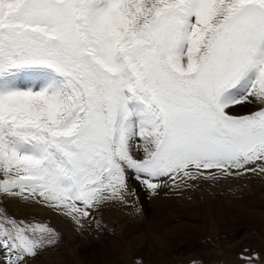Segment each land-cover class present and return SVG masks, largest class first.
<instances>
[{
	"label": "snow or ice",
	"instance_id": "snow-or-ice-1",
	"mask_svg": "<svg viewBox=\"0 0 264 264\" xmlns=\"http://www.w3.org/2000/svg\"><path fill=\"white\" fill-rule=\"evenodd\" d=\"M249 173L264 174V0H0V202L81 231L141 191ZM59 240L0 207V264Z\"/></svg>",
	"mask_w": 264,
	"mask_h": 264
},
{
	"label": "rangeland",
	"instance_id": "rangeland-1",
	"mask_svg": "<svg viewBox=\"0 0 264 264\" xmlns=\"http://www.w3.org/2000/svg\"><path fill=\"white\" fill-rule=\"evenodd\" d=\"M189 183L191 187L161 189L165 205L155 216L144 208L141 192L138 201L134 197L126 205L106 208L99 226L93 222L82 230L88 245H93L85 251L97 255L85 264H240L238 255L245 249L264 256V174ZM0 207L14 219L47 224L60 234L58 244L41 252L34 264H49L48 256L76 264L75 243L70 232L56 224L52 211L18 199L2 201ZM122 211L128 214L125 221L119 215ZM152 232L162 239L153 241ZM124 241H130L129 249L123 247ZM105 245L122 247L109 257L103 255Z\"/></svg>",
	"mask_w": 264,
	"mask_h": 264
},
{
	"label": "bare ground",
	"instance_id": "bare-ground-1",
	"mask_svg": "<svg viewBox=\"0 0 264 264\" xmlns=\"http://www.w3.org/2000/svg\"><path fill=\"white\" fill-rule=\"evenodd\" d=\"M160 197H161L160 194L158 196H150L149 195V197H148V204L146 205L145 202H144L146 200V193L144 191H141V193H140V198H141V201L143 203L144 208L147 211H149V213H151L153 216L157 215L164 208L165 203H164V201H162V199ZM14 200H17V199H14ZM19 201L20 200H18V202ZM9 203L11 204V202H9ZM15 204H16V201H15ZM23 209H24V207H23ZM38 210H36V211H38ZM43 213H44V211H43ZM50 213L53 216L54 221L56 222V224H58L60 226L59 228H64V230L66 229V230H68L70 232V237H71L70 238L71 239L70 241L75 243V246H74L72 255L74 256V259H75L76 264H85V262L88 261L91 257H93V256L94 257H97L96 253L92 252L90 254V252H86L85 251L86 249L92 248L93 245L92 244L91 245H88L89 244L88 243L89 241L86 239V237H84L82 235L83 234V231L82 230L81 231H77L76 230V226L70 220H67L66 218H64V217H62V216H60V215H58V214H56L54 212H50ZM119 215H120V217L122 219L124 218V221L127 220V218H128V214L125 213V211H122ZM132 225L133 224H131V226ZM151 234H152V237H154L153 238V241H155V242L158 241V240H160V239H162V237L156 238L154 236L155 233H153V232ZM130 241H124V244L125 245L123 244V247L125 249L128 248L127 246H129ZM141 242L142 241H140L138 239L136 241V243H137L136 247L139 248V249H141V247L143 246L141 244ZM104 247L105 248H108V249H105ZM104 247L103 248L105 249V252H103V255H107L109 257H112L113 254H114L113 251L116 250V249H120L122 247V245H119V247H117L116 245L107 246L106 247V245H105ZM48 262H49V264H57V263H59V264H67V263H65L62 260H60V261L54 260L53 257H51V256H48Z\"/></svg>",
	"mask_w": 264,
	"mask_h": 264
}]
</instances>
